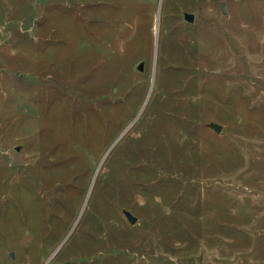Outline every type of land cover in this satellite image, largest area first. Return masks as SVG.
I'll list each match as a JSON object with an SVG mask.
<instances>
[{
	"label": "rangeland",
	"instance_id": "374dc122",
	"mask_svg": "<svg viewBox=\"0 0 264 264\" xmlns=\"http://www.w3.org/2000/svg\"><path fill=\"white\" fill-rule=\"evenodd\" d=\"M0 264H264V0H0Z\"/></svg>",
	"mask_w": 264,
	"mask_h": 264
},
{
	"label": "water",
	"instance_id": "95a60500",
	"mask_svg": "<svg viewBox=\"0 0 264 264\" xmlns=\"http://www.w3.org/2000/svg\"><path fill=\"white\" fill-rule=\"evenodd\" d=\"M226 8L224 7L223 10L224 12H226L225 10ZM184 19L185 21H187L188 23H194L195 21V16L193 14H188V13H185L184 14ZM158 25H159V22H158ZM158 25H157V29H158ZM138 70L140 72H143L144 71V63H141L139 66H138ZM208 127L212 130H214L217 134H220L222 132V126L218 125V124H215V123H211L208 125ZM20 148H18L17 150L19 151ZM124 215L125 217L127 218V220L135 225L137 222H138V218H136L131 212L129 211H124ZM14 253L12 252L11 253V258H14Z\"/></svg>",
	"mask_w": 264,
	"mask_h": 264
},
{
	"label": "bare ground",
	"instance_id": "6f19581e",
	"mask_svg": "<svg viewBox=\"0 0 264 264\" xmlns=\"http://www.w3.org/2000/svg\"><path fill=\"white\" fill-rule=\"evenodd\" d=\"M159 27V26H158Z\"/></svg>",
	"mask_w": 264,
	"mask_h": 264
}]
</instances>
